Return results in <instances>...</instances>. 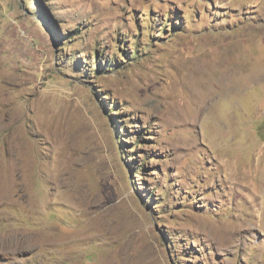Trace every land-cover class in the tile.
<instances>
[{"label":"rangeland","instance_id":"rangeland-1","mask_svg":"<svg viewBox=\"0 0 264 264\" xmlns=\"http://www.w3.org/2000/svg\"><path fill=\"white\" fill-rule=\"evenodd\" d=\"M263 160L264 0H0V264H264Z\"/></svg>","mask_w":264,"mask_h":264},{"label":"bare ground","instance_id":"bare-ground-1","mask_svg":"<svg viewBox=\"0 0 264 264\" xmlns=\"http://www.w3.org/2000/svg\"><path fill=\"white\" fill-rule=\"evenodd\" d=\"M228 64H229V60H226L225 58H223L221 56H219V57H214V56L210 57L209 56L208 60H206L205 65L203 64L202 66H198L195 69L194 80L196 83V89L197 90L196 89L194 90L196 92H194V94H193V98H192V101L190 103V107L189 106L187 107V108H189L190 111L186 107H185L186 110H183V111L188 110L187 113H191L190 114L191 115L190 121L196 122L199 118H203V119L208 120V118L210 116V111L213 110V109L211 110V108L214 106V103L217 101V99L215 98L216 99V101H215V99L212 96V95H214V93H217L218 94L217 97L220 99L221 98L223 99L225 97L224 95L227 94V91H228V89L226 91V86H225V81H226L227 76H228L227 71H226V66ZM227 68H228V66H227ZM192 77H193V75H192ZM189 80H190V78H189ZM220 102H221V100H220ZM183 103H185V102H183ZM176 107H178V106H176ZM175 110L176 109L174 107H172V111L171 110L170 111L173 113ZM188 115H186L187 116L186 119L188 118ZM183 118H182L181 114L179 113V119L181 120ZM183 120H185V119H183ZM211 125H214V124H211ZM219 131H220V128H219ZM216 133H218V131ZM221 135H223V134L221 133ZM260 157L261 156L258 155V158L256 160L257 161L256 167L250 166L249 168H246V169H244V168L240 169L239 168L240 165L238 166L235 161L230 162L229 157L228 158L226 157L225 160L229 166L227 176L230 178V180H237L235 182L232 181L233 183L240 182V185H242V186L245 183L244 179H246V180L248 179V180L255 183L253 178L257 177L258 161H259ZM263 162H264V160H263ZM242 182H243V184H242ZM257 184L259 185L258 186L259 188H264V180H263V183L259 182ZM259 199H260L259 207L256 210L257 214H256V216H253V220L250 221V225H252V226H254V225L258 226V225L264 224V201L261 200V198H259ZM247 223H249V222H247Z\"/></svg>","mask_w":264,"mask_h":264}]
</instances>
